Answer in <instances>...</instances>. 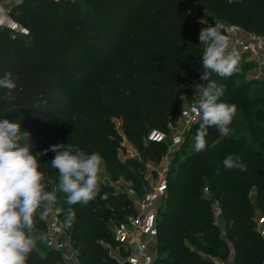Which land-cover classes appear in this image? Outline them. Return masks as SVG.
Segmentation results:
<instances>
[{
  "label": "trees",
  "instance_id": "1",
  "mask_svg": "<svg viewBox=\"0 0 264 264\" xmlns=\"http://www.w3.org/2000/svg\"><path fill=\"white\" fill-rule=\"evenodd\" d=\"M4 0H0L3 3ZM214 24L235 25L247 33L264 36V0H22L15 3L10 17L29 31V36L0 29V78L11 72L16 78L14 100L5 99L0 89V119L21 123L31 133L33 154L51 145L71 143L86 154L99 153L110 181L130 182L138 196L148 164L157 165L168 146L145 141L152 130L167 135L184 106L193 96V83L200 79L203 45L198 38L202 26L193 16ZM211 79L224 86L218 102L236 105L230 134L212 147L219 132L208 129L204 151H188L185 159L172 165L168 193L158 210V256L156 264H215L200 256L208 248L228 253L231 264H263L264 239L255 220L264 214V107L259 97H250L240 79ZM185 95L183 104L180 96ZM242 116L259 146L253 161L245 166L256 185L253 203L246 191L247 175L235 182L223 167L227 150L243 147L238 131ZM22 119H18L21 118ZM121 132L134 144L139 159L119 158ZM242 122H245L242 120ZM263 127H261V126ZM197 122L190 129L193 138ZM261 132V133H260ZM55 153L38 157L46 179L58 183V171L50 162ZM204 179L207 180V184ZM204 188L210 199L204 196ZM221 209V226L215 224L213 202ZM57 205L71 207L77 222L68 232L78 245L80 264H119L105 245L115 248L113 228L136 214L132 200L110 184L99 183V191L88 204L68 205L58 192ZM65 220V212L62 211ZM46 237V225H36ZM223 231L224 237L220 238ZM195 248V250L192 249ZM227 255L222 259H226ZM46 239L27 264H62Z\"/></svg>",
  "mask_w": 264,
  "mask_h": 264
},
{
  "label": "clouds",
  "instance_id": "2",
  "mask_svg": "<svg viewBox=\"0 0 264 264\" xmlns=\"http://www.w3.org/2000/svg\"><path fill=\"white\" fill-rule=\"evenodd\" d=\"M21 2L17 0V3ZM9 11L0 3V21L10 19ZM199 23L204 24V21ZM198 38L204 48L200 79L208 83L193 86L198 99L194 96L191 111L199 123L194 149L201 152L208 146L206 137L210 126H215L219 132V138L211 145L213 148L230 134L229 126L235 116L236 105L218 102L225 89L211 79V75L231 77L239 71L240 57L229 50L230 41L220 24L202 28ZM16 88V78L11 72L0 78V89L7 90L5 99L14 100ZM186 97L180 96L183 104ZM31 139V133L22 130L20 122L0 119V264H27L29 255L37 250V241L46 239L44 234H37L36 225L47 221L54 211H64L63 226L72 227L75 212L71 207L66 210L55 207L57 192L65 194L66 203L71 206L88 204L99 191L103 162L99 153L86 154L70 143L67 146L51 145L33 154ZM49 151L55 153L50 165L59 174L58 184L52 191H46L52 180L46 179L38 160ZM222 164L226 169L246 170L238 155H228Z\"/></svg>",
  "mask_w": 264,
  "mask_h": 264
},
{
  "label": "built area",
  "instance_id": "3",
  "mask_svg": "<svg viewBox=\"0 0 264 264\" xmlns=\"http://www.w3.org/2000/svg\"><path fill=\"white\" fill-rule=\"evenodd\" d=\"M4 3V2H3ZM11 11V8H8ZM9 11V17H10ZM220 24L224 34L230 41L229 50L234 51L239 57L245 56L251 58L256 63V74L252 76L254 81H264V36L254 33H247L241 28L224 22L214 24H204L202 28ZM0 29H7L15 34L29 36V31L10 19L7 22L0 21ZM193 102L187 103L174 127L170 128V134L173 132L171 143L168 142V135L157 130H152L147 138V142L165 144L168 146V152L183 143L184 131L190 130L198 122L195 113L191 111ZM117 130L121 133V122L115 121ZM169 134V135H170ZM167 154L165 157L168 159ZM122 162L129 159H139L138 152H127L126 155L119 154ZM159 169H153L157 174L154 185L149 189L146 188L143 195L138 196L133 187L128 188L125 194L132 200L136 214L128 217L126 221L113 227V238L116 243L115 250L119 253L120 259L116 261L119 264H156L158 256V228L157 215L159 207L168 193V174L170 172V163L166 162ZM151 167V164H148ZM206 196L210 199L209 191L205 189ZM56 208L61 209L57 203ZM215 214V224L221 226V209L218 201L213 202ZM64 215L62 211L50 214L46 225V243L48 247L57 252L62 258V264H78L76 252L73 248L72 239L69 235L68 228L63 226ZM258 233L264 239V218L257 222ZM109 250L112 247L106 246ZM215 264H224L215 261ZM264 264V262H263Z\"/></svg>",
  "mask_w": 264,
  "mask_h": 264
},
{
  "label": "rangeland",
  "instance_id": "4",
  "mask_svg": "<svg viewBox=\"0 0 264 264\" xmlns=\"http://www.w3.org/2000/svg\"><path fill=\"white\" fill-rule=\"evenodd\" d=\"M15 3H17V0H4L3 4L7 8H12V6ZM193 16H194V18L197 21L203 20V19H200L197 16V9L193 10ZM204 24H209V23L204 21ZM204 24H202V25H204ZM256 67H257L256 63L254 61H252L251 58H248V57H245V56L240 57L239 71L236 72L235 78L240 79V81H242L245 85H247L248 88H249L248 95L250 97H259L262 100L261 106L264 107V81H254V80H252V76L254 74H256V71L258 69ZM195 84H199V83L194 82L193 86ZM194 96H196V93H195L194 88H193V96L189 100L190 102H194V100H195ZM196 98L198 99V96H196ZM242 120L245 121V122H242ZM237 121H238L237 123H238L239 129H238V131H233V132L237 133L238 136L243 137L244 146L243 147H240V146H237V145L232 146L231 148H229L227 150V156L228 155H233V156H237L238 155L241 158L242 163H244V162L250 163V161H253V156H251L252 152L257 150L259 148V146L255 142L254 138L251 136V133L248 130V124L246 123L245 118L242 117V116H239ZM261 127H263V126H261ZM172 135H173V132H171V134L168 135L169 144L171 143ZM260 135L264 139V132L261 133ZM147 138H148V136H145V141H147ZM118 150H119V154H122V155H126V153L128 151L132 152V151L136 150L134 144L129 142L127 140L126 136L122 132H121V139L119 140ZM194 150H195L194 149V138H193L192 134L190 133V130L184 131L182 145L179 146V147L173 148L170 153L168 152L167 154H170L168 156V159H166V157H167L166 156L157 165H151V167H149L147 165L146 171H145V174H144V179L142 180L141 184L143 186H146L147 188L150 189L154 185V181H156V179L158 177L156 172L153 169H155V168L159 169L160 167H162L165 164H167L166 162H168V163H170L169 167H170V171H171L173 163H174V165H177V162L179 160L185 159L186 155H184V153H186L188 151H194ZM101 167H102V170H101V173H100V182L99 183H105V184L108 183V184H110V186L114 187V189L118 193H125L128 188L132 187V184L130 182H127V181H125L123 179H121L117 183L111 182L109 176L105 172L104 163L103 162H102V166ZM227 173L230 176V178L233 179L234 182L237 179L238 174L241 173V174H246L247 175L248 178H247L246 181H247V184L249 186L247 188L246 193H247L248 197L251 199V201L254 203L255 202V198H256L257 189H256V185H250V184H251V181H252L253 174L256 173V174L259 175L261 173L260 169L258 167H256L254 170H252L249 167V165H247L246 170H244V171H241L239 169H227ZM204 181H205L206 184L208 183L206 179H204ZM57 184L53 183L48 191H52L53 189H55ZM205 189L206 188H204V191H205ZM57 196H58V192H57ZM204 196H206L205 192H204ZM261 218H264V214L260 210H257L256 216H255L256 222H258V220H260ZM78 219H79V216L76 217L74 221L77 222ZM258 228L259 227H258V224H257V230H258ZM69 229H70V233L72 234L74 228L71 227ZM223 237H224V234H223V231H222L220 233V238H223ZM226 243H227L228 248L230 249V251L228 253L226 252V250L225 251L222 250V251H219V253H217L216 250H212V249L208 248L206 252L200 251V256L203 259H205L206 261H209V262L215 263V261H216V262H219V263L230 264V261L232 260V255H233L232 254L233 248H232L231 244H229L228 242H226ZM106 246L107 245H105V247ZM73 248H74V250L76 252V258H78V255L80 253V248L78 247V245H76L75 247L73 246ZM192 249L195 250V248H193V247H192ZM109 254L115 260L120 259L119 253L113 247H112V250H109ZM226 255H227V258L226 259H222ZM78 264H80V262H78Z\"/></svg>",
  "mask_w": 264,
  "mask_h": 264
},
{
  "label": "crops",
  "instance_id": "5",
  "mask_svg": "<svg viewBox=\"0 0 264 264\" xmlns=\"http://www.w3.org/2000/svg\"><path fill=\"white\" fill-rule=\"evenodd\" d=\"M232 263V260L230 261V264Z\"/></svg>",
  "mask_w": 264,
  "mask_h": 264
}]
</instances>
